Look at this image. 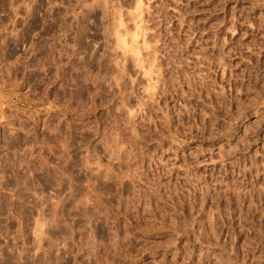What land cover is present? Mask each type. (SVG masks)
<instances>
[{
  "label": "rangeland",
  "instance_id": "obj_1",
  "mask_svg": "<svg viewBox=\"0 0 264 264\" xmlns=\"http://www.w3.org/2000/svg\"><path fill=\"white\" fill-rule=\"evenodd\" d=\"M0 264H264V0H0Z\"/></svg>",
  "mask_w": 264,
  "mask_h": 264
},
{
  "label": "bare ground",
  "instance_id": "obj_2",
  "mask_svg": "<svg viewBox=\"0 0 264 264\" xmlns=\"http://www.w3.org/2000/svg\"><path fill=\"white\" fill-rule=\"evenodd\" d=\"M4 3V2H3ZM6 4V3H5ZM10 4V3H9ZM78 43V42H77ZM83 51V50H82Z\"/></svg>",
  "mask_w": 264,
  "mask_h": 264
}]
</instances>
